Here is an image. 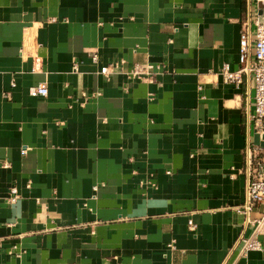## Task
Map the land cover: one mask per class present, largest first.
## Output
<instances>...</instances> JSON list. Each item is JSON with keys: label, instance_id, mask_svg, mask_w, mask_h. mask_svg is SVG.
<instances>
[{"label": "crops", "instance_id": "0c3cea01", "mask_svg": "<svg viewBox=\"0 0 264 264\" xmlns=\"http://www.w3.org/2000/svg\"><path fill=\"white\" fill-rule=\"evenodd\" d=\"M246 10L247 0H0V264H264V232L242 253L254 223L237 210L247 136L250 155L259 147L251 85L219 74L238 68ZM144 62L159 64L152 82L125 78ZM38 83L46 95L29 96Z\"/></svg>", "mask_w": 264, "mask_h": 264}, {"label": "built area", "instance_id": "2783aa9c", "mask_svg": "<svg viewBox=\"0 0 264 264\" xmlns=\"http://www.w3.org/2000/svg\"><path fill=\"white\" fill-rule=\"evenodd\" d=\"M253 13V15H251ZM238 68L230 70L227 64L220 67L219 74L225 83L238 86L242 82V75L246 76L250 82L251 102L248 101V87L246 91L247 105L246 117L252 122L253 130L259 135L264 134V0H247V10L245 19L241 23V29L238 36ZM21 54V50H19ZM92 62H96V54L90 56ZM37 61L34 60L35 69ZM124 64L122 59L109 62L99 67L98 72L104 76L113 71L119 70ZM74 69V67H73ZM159 69V64L151 62L135 63L124 72L126 79L143 80L152 82V74ZM29 96H45L46 87L41 84H35L27 89ZM99 93L94 91L89 94L82 92V102L90 97H95ZM246 139V183L243 192V201L238 207V212L243 214L245 222H253V233L245 239L242 244V253L247 250L258 249V241L255 238L256 233L264 232V210L261 215L249 221L247 213L256 205L264 202V148L255 147L256 154L250 155L251 144L249 136ZM26 148H21L23 154ZM2 166L6 167L7 162ZM168 173V172H167ZM17 198L15 188H10L6 201L14 202ZM189 229L193 224L188 222Z\"/></svg>", "mask_w": 264, "mask_h": 264}, {"label": "water", "instance_id": "95a60500", "mask_svg": "<svg viewBox=\"0 0 264 264\" xmlns=\"http://www.w3.org/2000/svg\"><path fill=\"white\" fill-rule=\"evenodd\" d=\"M252 143L259 146L260 148H264V134H262L259 138V135L257 133H253Z\"/></svg>", "mask_w": 264, "mask_h": 264}, {"label": "rangeland", "instance_id": "374dc122", "mask_svg": "<svg viewBox=\"0 0 264 264\" xmlns=\"http://www.w3.org/2000/svg\"><path fill=\"white\" fill-rule=\"evenodd\" d=\"M251 15H253V13Z\"/></svg>", "mask_w": 264, "mask_h": 264}]
</instances>
